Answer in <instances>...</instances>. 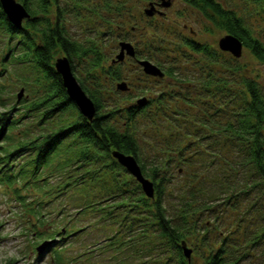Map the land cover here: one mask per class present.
I'll return each mask as SVG.
<instances>
[{"label": "trees", "instance_id": "obj_1", "mask_svg": "<svg viewBox=\"0 0 264 264\" xmlns=\"http://www.w3.org/2000/svg\"><path fill=\"white\" fill-rule=\"evenodd\" d=\"M17 1L29 15L17 29L7 20L0 5V26L8 35L1 51L4 68L0 70V77L7 71L6 64L14 63L17 68L13 71L18 73L22 83L20 89L28 93L20 100L16 97L20 105L17 102L8 106L1 96L3 86L0 84V108L5 109L0 110V186L30 213L33 220H26L29 227L25 230L35 237L36 245L40 241H51L43 252H51L53 264H68L63 256L65 248L87 229L77 215L94 213L96 193L102 192L100 184L105 185L104 191L112 193L106 199L111 201L107 209H126L128 213L150 210L154 219L149 225H155L158 235L166 238L164 243L173 247L178 264H192L182 248L190 240L202 264H243L250 251L257 253L261 248L264 252L262 76H250L238 58L230 54L223 56L216 48L192 38H182L181 34H148L146 41L142 44L137 41L135 45L133 39L124 35L117 44L119 51L120 42L136 48L142 45L141 50L145 49L146 53L138 63L144 60L153 63L163 73V77H155L160 81L174 80L177 88L173 86L168 90L167 83V90L159 91L155 98L154 85L148 86L134 96L137 102L128 105L132 99L129 95L124 97L125 102H120L123 97L107 101L102 95V80L110 79L116 86L125 82L113 61L117 54H108L104 49L108 36L95 34L99 35L94 36L95 39L87 37L80 41L69 28L70 16L77 15L84 1L88 6L92 1L72 0L71 5L63 4V0ZM150 1L144 12L150 4L155 6ZM185 1L225 35L241 40L244 48L264 67V42L236 9L217 0ZM260 1L254 3L259 6ZM97 6L106 9L109 3ZM162 9L156 8L159 14ZM90 11L95 15L99 13L95 8ZM175 38L182 42L176 43ZM61 57L67 58L78 83L95 105L92 120L78 112L68 97L55 68L56 59ZM183 62L184 68L179 66ZM213 65H222L228 76L219 73ZM145 77H149L148 74L145 73ZM234 82L242 87L238 93L230 87L229 83ZM140 100L145 104L140 105ZM19 106L27 111L17 118L12 114ZM172 107L175 110L172 111ZM191 108L196 110L192 112ZM68 110L75 113L71 121H66L67 116L63 115ZM35 111H41L43 118L37 124L26 125L18 135L17 130L21 129L18 125L28 112ZM57 113L61 114L51 123ZM50 119V128L48 126L43 135L41 130L36 131V127ZM71 137V142L63 149V143ZM210 139L209 149H205L204 143ZM149 140H155L156 146L160 143L159 153L152 156L144 153L142 143L150 144ZM113 152L135 158L140 172L154 184L153 198L143 192L140 183L118 163ZM26 155L27 160L23 159ZM106 170L115 172L112 184L103 183ZM174 170L182 176L186 174L189 180L178 189L183 197L179 211L172 214L168 212L170 205L166 200L168 188L173 186ZM75 203L78 205L76 214L67 213L66 209ZM221 204L225 206L221 208L223 213L237 215L236 227L223 232L214 222L219 217L216 216L210 221L214 231L210 237L201 216L205 211L217 214L215 207ZM55 209L60 212L51 217ZM112 213L109 211L106 215L110 217ZM50 218L54 222L62 220L63 228L45 230ZM135 224L132 219L127 225L128 239L131 232H136ZM117 235L118 232L112 239L119 246V240H115ZM43 252L36 251V259L41 258ZM91 252L92 256L98 253ZM73 257L71 262L76 260Z\"/></svg>", "mask_w": 264, "mask_h": 264}, {"label": "rangeland", "instance_id": "obj_2", "mask_svg": "<svg viewBox=\"0 0 264 264\" xmlns=\"http://www.w3.org/2000/svg\"><path fill=\"white\" fill-rule=\"evenodd\" d=\"M91 1L92 3L89 6L87 1H84L85 4L82 3L83 7H79V10L76 11V14L78 16H70L71 23L69 25V28L71 33L74 34L75 38L79 37L78 40L80 41H83L87 37H92L95 39V34H106V36H108L106 37L107 45L104 46V49H106V52L108 54L113 53L114 55L119 53V47L117 48V44L119 38L124 37V35L125 37L137 40L142 44V42L148 39V34H181L182 38H192L197 42L208 44L212 49L216 48L218 52H221L223 54V56L228 57L227 55L230 54L229 52L222 51L218 45V40L225 35L224 31L217 29V27L214 26L212 22L207 21L202 14L196 11L194 6L190 5L185 0H171V6L162 9L163 15L160 16L159 14H156L153 16L154 18H149L145 13H143L144 9L146 8V4L148 5V0ZM217 1L227 5L228 7H232V9H236L238 13L241 14L244 19H246L248 26L251 27V29L254 31L253 33L257 36H260V38L264 42V0L260 1L259 6L254 3L255 0ZM104 2L109 3L108 8L105 9L104 6H97L103 4ZM63 4L71 5L72 0H63ZM93 8L97 9L99 13L96 15L92 13L90 10ZM133 26H136V30L131 31L133 29ZM192 30L194 31V33H192ZM6 34L7 32L5 31V29L0 26V70L4 68L1 60V51H3V48H5L4 45L6 44L8 38V35ZM190 34L197 35L191 36ZM99 35H97L96 37H98ZM174 41L176 43L182 42L179 40V38H175ZM141 47L142 45L139 46L140 49ZM242 51V55L238 59L239 61H241V65H245L246 69H248V71L245 72H248V74L252 77L256 76V74H260L263 78L262 81L264 82V67L260 65L258 61H256L257 59L249 52L247 48H243ZM143 52H145V49H143ZM230 56L232 55L230 54ZM109 62L110 60L105 63ZM119 62H121V65L116 62L117 64H115V67H118L120 69L122 75L124 76V81L127 83V85L129 86L128 88L130 89L127 91L116 90V83H114L113 85L110 79L102 80L101 84L104 89L102 95L104 96L103 98H106L107 101H109V99L111 98H124L126 97V95H129L132 97V99L128 101L127 105L133 104L134 102H137V98H135L134 96L141 90L146 89V87L148 86L153 87L154 85L155 89L153 88V92H151L153 95H156L155 98H157V96H159V91H166L167 89L170 90L173 86L176 85L175 81L171 79H165L163 81H160L155 76L145 77V75L140 70L135 69L128 55L125 56L123 61ZM179 66L184 68L186 64L183 62V65L181 64ZM213 66L219 73H226L225 69H222V65ZM15 67L17 68L14 63L6 64L5 68L7 71H5L3 77H0V84L3 86L1 96L3 97L4 101L8 104V106L19 102L16 101V97L21 90L20 85L22 83L21 81H19L20 79L18 73L16 74L13 71ZM13 73H15L16 75H14ZM226 74L228 76V73ZM167 83H169L168 88ZM229 84L231 89H233L234 93H238L242 89L241 85L237 82ZM212 88H214V86L211 87L209 93L212 92ZM26 93L28 92L24 91L23 95L25 96ZM124 100L126 101L125 98H121L120 102H125ZM172 106H174V104H172ZM0 110L4 111L5 109L1 107ZM171 110L173 111L175 109H173L172 107ZM195 110V108H191L192 112H194ZM25 111H27V109L23 108V106H19L18 109L15 110L12 115L18 118L21 117L23 113H25ZM72 111L68 110V112L63 113L65 117L67 116L66 121L72 120V115L75 114ZM59 114L57 113L54 115L51 123L56 122ZM26 118L23 119L18 125V127L21 126L20 131L17 130L18 135H21L20 132L25 128L26 125L37 124L38 121L43 117L41 116V111H35L28 112ZM50 121L51 119L48 120V122H46L45 124L43 123L41 127H36V131H42L41 133L43 135V131L45 133L48 126L50 128ZM143 123L144 121L142 120L141 126L143 125ZM191 131H194V129L192 128ZM71 140L72 137L67 139L61 147H63L64 149L68 145V143L71 142ZM211 140L212 139L205 141L204 144L207 146L204 147L205 149H209L208 147ZM149 141L150 144L142 143V149L144 153L149 154L151 156L154 155L155 152L159 153L160 143L158 144L159 146H156V143H154L155 140ZM28 158V155H26L23 159L27 160ZM207 160L209 159L207 158ZM106 171L107 172L104 174L106 176V179L103 181V183L107 181L109 184H112L111 181L115 180V172L112 170ZM173 179V186L168 188V196L166 200V203L170 205L168 212L172 214H174L175 211H179V202L182 200L183 197L177 191L178 189L182 188L184 182L189 180V178L186 174L182 176L181 172L177 173L175 171ZM188 183L189 182H187V184ZM100 185H102V187L100 188L104 193L102 194L101 191L100 195L96 193L98 197H95V206L93 207L94 213L90 214L91 211H89L84 215H77L79 221L81 219L83 220V222L81 220V225L83 224V226L87 227V229H85L84 232L80 233L77 240L72 239L74 240L72 241L73 243H71L70 245H68V247L65 248L66 251L63 256L66 260H68L67 263L178 264L179 260L176 253L172 249L173 247L166 245V242L164 243V240L166 238L158 235L159 230L154 229L155 225H149L150 221L154 219L150 210L146 208L140 209L139 211L137 210L134 213H128L126 212V209H107V205H111V201L109 202L106 199L112 193L104 191L105 189L102 188L105 185ZM77 206V203L71 204L68 207V210L66 209L67 213L76 214V212L78 211ZM222 207L225 206L221 204L215 207V209H217L218 211L217 214L205 211V213H203V215L201 216L202 221L205 222V225L207 226H204V228H208L210 231L208 232L211 234L210 237L214 234L212 227L213 223L210 224V221L213 220V218L216 216L219 217L214 222L215 224L221 227V230H223V232H229L231 230H234L236 227L235 220L237 218V215L231 212L223 213L221 211ZM105 211H113V213L109 217L106 215ZM54 212L55 213H52L51 217H56V213L60 212V209H55ZM50 219V223L46 225L45 230L54 231L63 228L62 220L54 222L52 218ZM132 219H134V222H136L138 225L135 224L136 232H131V239H128L126 229L127 225L130 224V221ZM26 220H33L32 218H30V213L27 212V209L25 207L20 206L15 200H12L11 194L7 193L2 188V186H0V264L7 263V261L13 264H53V261L50 257V251L43 252L41 254V258L36 259V240L35 237L29 235L28 231L25 230V228L27 229L29 227V224H27ZM116 232H118V235L115 236V240H119V246L115 243L114 239H112V236L115 235ZM237 234H235V236ZM108 237L111 238L107 239ZM105 238L106 240H104ZM42 242L44 241H40L39 244H41ZM110 242H112V244ZM187 246L192 249V253L190 254L191 263L202 264L201 256L193 252V242L191 240L188 241ZM262 250L263 249L261 248L258 249L257 253L250 251L247 259L242 263L264 264V252ZM91 251H95L98 253L95 254V256H92L94 254ZM72 257L76 258L75 262L70 261Z\"/></svg>", "mask_w": 264, "mask_h": 264}, {"label": "water", "instance_id": "obj_3", "mask_svg": "<svg viewBox=\"0 0 264 264\" xmlns=\"http://www.w3.org/2000/svg\"><path fill=\"white\" fill-rule=\"evenodd\" d=\"M161 2V7L168 8L171 6V0H159ZM0 5L2 10L4 11L7 20L17 28H21L23 20L28 18V13L24 6L19 3L17 0H0ZM157 10L153 4L145 10L147 16H154ZM160 15H163L160 12ZM120 51L115 56L116 58L113 59L114 62L123 61L125 56H133L134 55V48L131 46L130 43L127 42H120ZM219 48L222 51L229 52L232 56L239 58L242 55V50L244 48L243 43L237 37L233 35H224L222 38L218 40ZM143 71L152 76L163 77V73L161 70L155 66L153 63L144 60L140 61L139 63ZM56 71L61 75L63 81V85L66 89L69 99L75 103L78 108V112H80L87 120H92L96 114V108L93 101L86 95L85 91L81 88L80 84L78 83L76 77L74 76L71 66L67 58L61 57L56 59L55 63ZM128 85L126 82H121L117 85V89L122 91L128 90ZM24 94V90L21 89L20 92L17 94L18 100L22 98ZM140 105L145 104L144 100L139 101ZM113 157L118 161L120 165H122L130 174H132L135 179L140 183L143 192L150 198L154 197L155 189L154 184L149 179H146L142 172L139 165L137 164L134 157L120 154L118 152L112 153ZM51 241H44L39 244L36 248L38 253L43 252L45 247L49 245ZM183 252L185 257H187L188 261L191 259L192 249L189 248L185 243L182 246Z\"/></svg>", "mask_w": 264, "mask_h": 264}, {"label": "flooded vegetation", "instance_id": "obj_4", "mask_svg": "<svg viewBox=\"0 0 264 264\" xmlns=\"http://www.w3.org/2000/svg\"><path fill=\"white\" fill-rule=\"evenodd\" d=\"M159 0H151L150 2H153L154 4H155V7L157 8V9H162L161 7H159V2H158ZM156 14H159V12H156ZM155 14V15H156ZM160 15V14H159ZM160 16H162V15H160ZM149 18H154L153 16L152 17H149ZM133 29L131 30V31H133V30H136V26H133L132 27ZM192 33H194V31L192 30ZM137 35V34H136ZM193 35H197V34H193ZM134 40V39H133ZM135 44H137V40H134V43H133V45H135ZM133 48H134V55L133 56H129L130 57V61H132V65L135 67V69L137 70H140L144 75H145V73H144V71H143V69H142V66L138 63V61L139 60H141V59H144V52H143V50H141V49H139V48H136L135 46H133ZM149 77H153V76H151V75H148Z\"/></svg>", "mask_w": 264, "mask_h": 264}]
</instances>
